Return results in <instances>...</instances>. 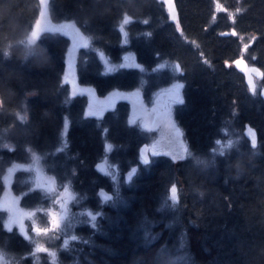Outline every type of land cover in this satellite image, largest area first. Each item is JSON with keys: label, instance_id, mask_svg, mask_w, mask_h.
I'll return each mask as SVG.
<instances>
[{"label": "trees", "instance_id": "trees-1", "mask_svg": "<svg viewBox=\"0 0 264 264\" xmlns=\"http://www.w3.org/2000/svg\"><path fill=\"white\" fill-rule=\"evenodd\" d=\"M174 6L175 20L163 0H49L51 22L72 20L89 36L76 51L77 81L87 91L71 94L61 78L68 34L51 27L23 41L39 0H0V189L6 165L35 149L77 196L66 240L48 232L55 250L36 257L0 208V250L10 264H264V0ZM97 49L114 61L130 49L136 63L108 71ZM163 58L179 68L156 70ZM238 58L259 71L255 92ZM172 73L182 80L183 103L173 107L187 141L182 157L160 153L142 163L149 132L128 120L126 97L84 111L87 92L103 99L144 75L147 92ZM102 155L128 176L113 181L97 164ZM37 196L26 193L23 202Z\"/></svg>", "mask_w": 264, "mask_h": 264}, {"label": "rangeland", "instance_id": "rangeland-1", "mask_svg": "<svg viewBox=\"0 0 264 264\" xmlns=\"http://www.w3.org/2000/svg\"><path fill=\"white\" fill-rule=\"evenodd\" d=\"M163 1L169 14L172 16L173 11L175 14L174 0H171V8L169 7V0ZM48 3L49 0H39L37 14L28 32L22 39L23 41L33 40L32 33L37 30L36 26L38 22L39 33L51 27L65 31L69 39L64 54V66L61 78L67 84L69 93L72 94L80 89L87 91V88H81L77 81L76 51L80 45L89 43V36L72 20L51 22L48 13ZM97 54L103 68L106 70L116 68L119 65H134L136 63L134 54L130 49H124L117 58V61L110 59L101 49H97ZM155 67L156 70L169 67L173 71L179 68L177 61L166 58L157 60ZM247 68V71H244V77L251 89L249 78L252 79L256 86L259 81V71H253L255 67L250 64H248ZM147 70L148 68L146 67ZM155 76L156 80L160 78L158 73ZM145 82H147L146 75L142 76L139 82L130 88H111L103 99L95 97L91 92H87L84 111L96 113L106 107L112 106L109 104L113 99L119 96L126 97L129 100L128 120L149 132V138L145 143L146 148L142 153L143 158L147 157L149 159L152 155L160 153L167 154L175 159L182 157L187 153V141L182 127L173 113L174 104L182 97V80L179 75L172 73L168 80L152 84L147 92L143 91V87L147 85ZM65 125L66 119L63 123L61 138H63L65 133ZM218 141L219 143L215 145L216 148L224 144L223 140L219 139ZM97 164L101 170L109 174L113 181L117 182L120 172L124 173V177L128 176V171H120L116 163L110 160L107 155H102L97 160ZM17 172H20L19 178H17ZM1 175L5 185H3V189L2 187L0 189V200L3 193L10 185L14 184L15 180L18 183L17 191L13 195V198L10 197L7 204H5V223L8 226L17 224L18 229L31 240V252L34 257L39 255V249H46V251L51 253L54 252L55 248L50 246L54 244L53 239L47 238L49 233L38 235L34 229L48 228L51 232L53 230L54 233L58 229L63 234L62 240H66L67 234L65 232H67V227H70V204L77 197L70 181L64 179L67 177L56 178L55 174L47 169L42 159V153L35 149L29 150L26 159L11 160ZM26 193H30L32 196L38 193L35 199L39 200V202L24 203L23 195ZM20 199L22 200L20 201ZM12 205L15 206L14 209ZM53 217L56 218L60 225L55 229H53L52 225ZM51 235L53 237L56 236L54 234ZM1 258H4L5 264H10L7 259L9 258L7 252L3 254L0 250Z\"/></svg>", "mask_w": 264, "mask_h": 264}, {"label": "snow or ice", "instance_id": "snow-or-ice-1", "mask_svg": "<svg viewBox=\"0 0 264 264\" xmlns=\"http://www.w3.org/2000/svg\"><path fill=\"white\" fill-rule=\"evenodd\" d=\"M169 7L171 8V0H169ZM171 18H172L173 20L176 19V16H175V14H174V11H173V15H172ZM146 22H147V21H145V23H146ZM128 23H129V19H128L127 17H125L124 20H123V24H124V25H127ZM36 27H37V30L34 31V32L32 33V39H33V40H35V39L37 38V36L39 35V22L37 23V26H36ZM232 35H235V32H233ZM85 47H87V44H85ZM246 47H247V46H245V48H246ZM235 64H236V66H237L238 68H240V69H242V70H244V71H247V67H246V65H245V63H244V61H243V59H240V60L235 61ZM108 71H112V69H109ZM253 71H258V70H255V69H254ZM260 75H261V77H264V73H260ZM249 84L251 85V90H252L253 92H255V90H256V86H255V83L252 81L251 78H249ZM179 103H183V101L180 100ZM92 114H93V113H90V115H92ZM133 123H134V122H133ZM65 127H67V125H65ZM249 134L252 136V141H251V142H252V144L254 145V144L256 143L255 133L252 132V131L250 130ZM217 143H219V141H217ZM231 145H232V142H229V145H228V146L230 147ZM174 159H175V158H174ZM142 163H144V164L149 163L147 157L144 158V160L142 161ZM133 171H135V170H133ZM128 179L131 180V174H129ZM170 192H171V200H172L173 202L177 201V199H178V189H177V187H176L175 185H173V186L171 187ZM105 199H106V200H110L111 197H106ZM92 219L95 220V219H96V216H92ZM52 225H53V229L58 228V227L60 226V225H59V222L56 220L55 217H53ZM34 231H35L38 235H44V234H47V233L50 231V229H48V228H44V229L36 228V229H34ZM75 239H77V238L74 236V237H73V240H75ZM38 251L43 252V251H46V249H39Z\"/></svg>", "mask_w": 264, "mask_h": 264}, {"label": "flooded vegetation", "instance_id": "flooded-vegetation-1", "mask_svg": "<svg viewBox=\"0 0 264 264\" xmlns=\"http://www.w3.org/2000/svg\"><path fill=\"white\" fill-rule=\"evenodd\" d=\"M15 194V191L11 188V185L9 188L3 193L2 198L0 200V208H3L6 211V206L7 202L9 201V198L12 197ZM19 198V197H18ZM19 200V199H18ZM12 208L14 209L15 206L12 205ZM12 226V225H11ZM10 226V227H11ZM18 227V226H17ZM9 261V260H8ZM0 264H5L4 258L0 259Z\"/></svg>", "mask_w": 264, "mask_h": 264}, {"label": "water", "instance_id": "water-1", "mask_svg": "<svg viewBox=\"0 0 264 264\" xmlns=\"http://www.w3.org/2000/svg\"><path fill=\"white\" fill-rule=\"evenodd\" d=\"M237 60H240V59H236V61H237ZM244 63H245V62H244ZM245 65H246V64H245ZM101 195H102L103 197H105V196H107V193L102 192Z\"/></svg>", "mask_w": 264, "mask_h": 264}, {"label": "bare ground", "instance_id": "bare-ground-1", "mask_svg": "<svg viewBox=\"0 0 264 264\" xmlns=\"http://www.w3.org/2000/svg\"><path fill=\"white\" fill-rule=\"evenodd\" d=\"M229 63V62H228ZM180 66V65H179ZM183 69V68H182ZM248 69V68H247ZM183 72V71H182ZM181 73V72H180Z\"/></svg>", "mask_w": 264, "mask_h": 264}]
</instances>
